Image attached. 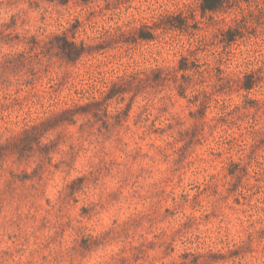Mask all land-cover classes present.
<instances>
[{"label":"clouds","instance_id":"obj_1","mask_svg":"<svg viewBox=\"0 0 264 264\" xmlns=\"http://www.w3.org/2000/svg\"><path fill=\"white\" fill-rule=\"evenodd\" d=\"M205 2L0 0V264H264V0Z\"/></svg>","mask_w":264,"mask_h":264},{"label":"rangeland","instance_id":"obj_2","mask_svg":"<svg viewBox=\"0 0 264 264\" xmlns=\"http://www.w3.org/2000/svg\"><path fill=\"white\" fill-rule=\"evenodd\" d=\"M62 6H66V5H62ZM73 23H74V20H73ZM101 52H104V51H101ZM101 52H98V54L101 53ZM259 82L253 88H251L250 90H246V91L251 92V91L255 90L257 88ZM69 83H70V80L68 78H62L58 82L57 86L52 89V91L53 92L59 91L63 95H68L69 100H71L73 98V96H75L76 91H75V89H73L72 93L68 92ZM39 86L41 87L42 90L45 87H50L48 85L47 81H44V83L42 85H39ZM181 98H183V96H181ZM250 106L255 107V102L254 101L250 102ZM206 112H207V109L205 110V114H206ZM189 115L191 116L192 114L189 113ZM3 118L4 117L2 115H0V120H2ZM196 135L197 134H195V133L193 134V138H192V140L189 141V143L187 145V148H191V147H193V145H195L197 150H199L201 147H205L206 148V145H203V143H202V139H196ZM228 143H231V141H229ZM216 147H224V145H216ZM145 155H147V153H145ZM216 155L219 156V155H221V153L217 152ZM184 156H185V152H182L181 153V159H183ZM227 172H228V175L237 177L235 183L229 188V192L238 191L239 188H240V185H241V183L243 181V178L248 174L247 167L241 168L239 164L230 162L228 164V166H227ZM84 183L85 182H83L82 184H80V183L78 184L77 183L75 185L74 191H72V190L71 191L73 193H75L77 191H83ZM171 190H172L171 186H169L168 188H162V189H160V195L162 196L165 192H170ZM177 190H178V188H177ZM123 191L127 192V189L125 188ZM204 191H207V188H205ZM253 195H255V194H253ZM121 199H123V197L119 194V190L112 194V200L113 201L119 202ZM192 199L195 201L196 197L193 196ZM73 202L76 203V204H79V200H74ZM166 202L168 204H171L172 203V197H168ZM234 202H235V204L239 205L241 203V198L240 197H236ZM45 203H47V201ZM80 213L83 216H88L89 215V208L87 206L81 205L80 206ZM165 213L166 214H172L170 209H168V208H165ZM142 219H143V217H140V218H137L135 216L131 217L127 221L125 229L127 230V228L139 227ZM205 219H209V218L205 217ZM173 243H176L177 245H179V241L178 240L171 241V242H169V244L165 248V252L166 253L167 252H171L172 254H177L178 253V257H177L178 264H184V262L188 259V255L189 254L187 252L180 251V247L179 246L178 247H173ZM154 247H155V242L154 241H149L146 245H144L143 242H142L141 245H136L135 246V255L133 256V259L134 260H139L140 259V255L145 252V249L151 250ZM214 254H218V258L213 257L212 253L209 254V257H208L209 264H229V261H231V260L235 259L237 256H239L238 252L234 253V254H231V255L228 254V253H221V252H216Z\"/></svg>","mask_w":264,"mask_h":264},{"label":"trees","instance_id":"obj_3","mask_svg":"<svg viewBox=\"0 0 264 264\" xmlns=\"http://www.w3.org/2000/svg\"><path fill=\"white\" fill-rule=\"evenodd\" d=\"M60 4L61 5H67L69 3V0H59ZM84 2L86 3L87 0H84ZM38 6V5H37ZM217 6V3H216V0H206V2L201 5V10H212L214 9L215 7ZM105 7H110L109 5H105ZM79 24H80V21L78 19H74V23H73V26L78 30L79 29ZM33 42H35V37H33ZM64 47L68 49V53H67V56H68V61L71 62L72 60V53H73V49L70 47V43L67 42V40H65V44H64ZM101 51H105L104 49H100L98 50V52H101ZM194 67V65H193ZM181 70H183V66H181ZM259 82V77H257L256 79H248L246 81V86H245V90H250L251 88H253L257 83ZM180 96H183V92H180L178 93ZM205 110L206 108H202L199 110V113L201 116H203L205 114ZM192 114V113H191ZM84 182V180L81 178L77 183L79 184H82ZM77 183H74L72 186H71V190L74 191L75 189V185ZM213 257H216L218 258V254H214L212 253ZM216 255V256H215ZM215 259V258H214Z\"/></svg>","mask_w":264,"mask_h":264}]
</instances>
